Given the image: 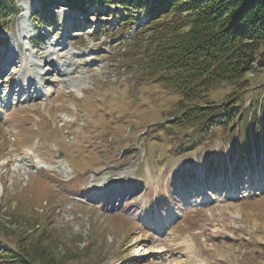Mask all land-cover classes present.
<instances>
[{"label": "rangeland", "instance_id": "rangeland-1", "mask_svg": "<svg viewBox=\"0 0 264 264\" xmlns=\"http://www.w3.org/2000/svg\"><path fill=\"white\" fill-rule=\"evenodd\" d=\"M16 2L0 23L3 244L42 240L54 253L35 264H264V140L239 155L243 128L187 146L190 128L166 126L180 96L137 50L146 12L122 26L119 3ZM245 78L257 110L264 69Z\"/></svg>", "mask_w": 264, "mask_h": 264}, {"label": "trees", "instance_id": "trees-1", "mask_svg": "<svg viewBox=\"0 0 264 264\" xmlns=\"http://www.w3.org/2000/svg\"><path fill=\"white\" fill-rule=\"evenodd\" d=\"M40 1L42 10L61 5L59 0ZM90 1L121 4L128 12L116 16L122 26L133 22V10L146 12L148 24L142 34L147 35L137 34L141 42V46L136 43L137 50L142 48L146 55L145 68L180 96L175 102L177 112L166 126L190 128L185 145L201 142L208 132L211 136L218 129L230 135L243 128L248 152L251 144L261 146L264 131H260L259 120L264 95L256 110L257 102L245 106L238 93L248 82L247 72L264 69V0H63L62 4L81 8ZM17 13L16 0H0V23ZM225 82L235 86L225 99L205 100L212 89ZM38 244L31 253L24 248L18 251L0 239V263L35 264V256L48 259L54 253Z\"/></svg>", "mask_w": 264, "mask_h": 264}, {"label": "bare ground", "instance_id": "bare-ground-1", "mask_svg": "<svg viewBox=\"0 0 264 264\" xmlns=\"http://www.w3.org/2000/svg\"><path fill=\"white\" fill-rule=\"evenodd\" d=\"M63 133H64V132H63ZM203 192H204V191H203ZM203 192H202V193H203Z\"/></svg>", "mask_w": 264, "mask_h": 264}]
</instances>
